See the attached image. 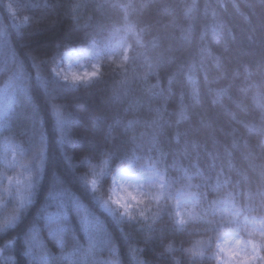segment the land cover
<instances>
[{
    "label": "trees",
    "instance_id": "obj_1",
    "mask_svg": "<svg viewBox=\"0 0 264 264\" xmlns=\"http://www.w3.org/2000/svg\"><path fill=\"white\" fill-rule=\"evenodd\" d=\"M123 23L139 39L125 60L103 57L78 84L52 74L64 52ZM2 88L12 100L0 122V264H217L222 234L248 238L243 217L206 220L230 194L238 207L264 204V0H0ZM5 141L19 146L18 167L2 165ZM130 163L164 177L159 219L138 228L87 185L100 173L102 196ZM4 172L20 195L3 192ZM179 191L204 218L175 230Z\"/></svg>",
    "mask_w": 264,
    "mask_h": 264
},
{
    "label": "rangeland",
    "instance_id": "obj_2",
    "mask_svg": "<svg viewBox=\"0 0 264 264\" xmlns=\"http://www.w3.org/2000/svg\"><path fill=\"white\" fill-rule=\"evenodd\" d=\"M132 38L138 39V32L135 27L131 24L123 23L119 29H116L106 40L100 44H93L89 48L83 49H70L63 53L59 60L55 63L52 68V74L59 80L63 82H69L73 84L83 83L90 81L91 79L98 76L100 72V64L103 57L108 60H114L119 57L122 60L127 58V55L132 47ZM89 74L85 76V74ZM95 73V75H91ZM76 74L81 77L80 81L73 82L71 80V75ZM69 77V79H65ZM12 100V92L7 88H2L0 90V122L7 113L8 106ZM57 121V119H56ZM58 123V122H57ZM20 148L18 145L5 141L2 145L1 150V163L7 169L9 167H18L20 163ZM15 157V160H13ZM133 168V173L136 179H130L129 182L121 180L116 171L111 175V184L113 185V191L111 193V201L118 197H127L128 192L133 195H137L138 192H147L148 196L155 203L157 202L164 193V177L163 174L150 165L135 166L130 163ZM129 164L121 166L127 167ZM120 167V168H121ZM100 174V173H99ZM98 173H93L92 177L88 180L87 185L89 189L95 191L98 186ZM141 177H150V179H141ZM11 178V179H10ZM93 181H95V187H93ZM1 183L3 186V192L8 197H15L21 194V189L23 187L22 182H18L16 176L6 174V172L1 174ZM119 185V188L115 185ZM127 189V191H125ZM175 204V213L177 211L181 212L185 216L189 212L193 213V204L195 198L189 195L185 191H179L172 198ZM111 201H109L111 203ZM101 210L109 215H116L115 213L107 211L97 199ZM231 207L230 204H222L218 207ZM1 208V203H0ZM179 219L178 217L175 218ZM243 220V218H242ZM245 240L239 228L231 229L222 234L216 241L214 258L216 259L217 245L228 246L236 239ZM218 264V261L216 259Z\"/></svg>",
    "mask_w": 264,
    "mask_h": 264
},
{
    "label": "snow or ice",
    "instance_id": "obj_3",
    "mask_svg": "<svg viewBox=\"0 0 264 264\" xmlns=\"http://www.w3.org/2000/svg\"><path fill=\"white\" fill-rule=\"evenodd\" d=\"M88 75L89 74L87 73L85 74V76ZM91 75H95V73H92ZM65 79H69V77H65ZM71 80L73 82H77L81 80V77L76 74H72ZM55 115L57 122L59 124H63L65 116L62 115L60 110L57 108L55 109ZM13 160H15V157H13ZM132 173L133 168L131 164L117 170V176L126 182H129L130 179L137 178L132 175ZM141 179H150V177H141ZM93 187H95V181H93ZM125 191H127V189H125ZM129 200L135 205H142L145 203V199L142 194L133 195L131 192H128L127 197L121 196L112 200V203L121 209L124 214L131 217L132 204L128 203ZM223 203L225 205L231 204V207H221L220 219L217 220L214 218H208L206 223L211 225L219 221L221 226H225L226 224H231L233 222L239 223L237 218L243 217L244 230L247 232L248 238L245 240L237 238L234 243L228 246L217 245L216 247L218 251L216 253V259L218 264H264V215L260 214L264 211V204H261L258 207L251 204L244 208L238 207L235 203L233 195L231 194L229 195L228 200ZM105 207H108L107 202H105ZM211 216H217L215 202L213 203ZM176 217L179 219L176 220L175 230L177 226L183 228L188 220L204 218L192 212H189L187 216H185L179 211L176 212ZM154 219H159V215L154 216ZM208 250L210 251L211 249L209 248ZM167 251H172L171 246H168ZM198 255L203 256L204 252L201 251Z\"/></svg>",
    "mask_w": 264,
    "mask_h": 264
},
{
    "label": "clouds",
    "instance_id": "obj_4",
    "mask_svg": "<svg viewBox=\"0 0 264 264\" xmlns=\"http://www.w3.org/2000/svg\"><path fill=\"white\" fill-rule=\"evenodd\" d=\"M120 167H117L115 169L116 173H117V170ZM33 183H34V179H33ZM115 187L119 188V185L117 184V185H115ZM100 191L103 193L102 196H98L96 191H92V192L95 194L96 198L100 201L101 205L107 211L115 213L117 215V217L120 218L122 221H125V222H127V223H129L131 225H135L137 228L144 223L142 217L145 214H147V216L149 218H151L153 216H156V215H159V208L156 207L154 202L148 196L147 192L140 191V192L137 193L138 195L142 194L143 198L145 199V203L142 204L143 205L142 207H141V205L133 204V202L130 201V200L128 201L129 204H132L131 217H130L129 215L124 214L121 209H119L115 204L112 203V201H111V193L113 191V185L112 184H108L106 186H103ZM109 201H111V203ZM105 202H107V204H108L107 208L105 207ZM150 205L152 206L151 208L149 207ZM24 207H25V205H22L21 210ZM142 213H143V215H142ZM171 216H172V219H173V223L175 224L176 223V219H175L176 218V213H172ZM207 225L209 227H212L214 225L216 229L222 227L219 224V221H217V222H215V223H213L211 225H209V224H207ZM7 226L10 227L11 225H7Z\"/></svg>",
    "mask_w": 264,
    "mask_h": 264
}]
</instances>
